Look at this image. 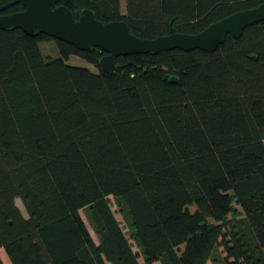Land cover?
<instances>
[{
	"label": "trees",
	"instance_id": "obj_1",
	"mask_svg": "<svg viewBox=\"0 0 264 264\" xmlns=\"http://www.w3.org/2000/svg\"><path fill=\"white\" fill-rule=\"evenodd\" d=\"M262 2L59 3L154 38ZM49 40L59 56L43 53ZM104 54L0 29V249L11 264H264V20L215 51L120 55L113 72Z\"/></svg>",
	"mask_w": 264,
	"mask_h": 264
},
{
	"label": "water",
	"instance_id": "obj_2",
	"mask_svg": "<svg viewBox=\"0 0 264 264\" xmlns=\"http://www.w3.org/2000/svg\"><path fill=\"white\" fill-rule=\"evenodd\" d=\"M60 0H13L0 5V29L18 27L29 35L41 31L56 39L67 41L79 50L93 47L105 52L99 61L100 67L109 72L121 70L116 63L120 55L130 53L160 52L172 49H203L215 51L228 34L240 38L244 29L264 20V2L256 7L239 10L211 23L199 33L177 32L154 38H142L133 34L124 20L102 22L91 9H84L78 18ZM16 3L24 7L21 11L3 13ZM55 5V6H54ZM171 81H176L171 76Z\"/></svg>",
	"mask_w": 264,
	"mask_h": 264
},
{
	"label": "rangeland",
	"instance_id": "obj_3",
	"mask_svg": "<svg viewBox=\"0 0 264 264\" xmlns=\"http://www.w3.org/2000/svg\"><path fill=\"white\" fill-rule=\"evenodd\" d=\"M125 6H126V0H122V8L125 9ZM40 46L42 48L43 53L46 56L51 57V58L59 56L57 46H56V43L54 41H52V40L44 41L41 43ZM68 63L73 64V65L86 66V67H89L90 69H92L94 71L98 70L96 66L87 62L86 60H84L83 58H81L80 56H77V55H71L69 60H68ZM110 199L112 202L114 201L112 196H110ZM16 202L19 205V207L21 208L22 212L27 215L25 207H24L22 201L20 200V198H17ZM233 204H234V206H236L237 211H238V213H236L235 215H237V217H240L241 216L240 213L242 211L241 210L242 208L236 202H234ZM192 208H194V205H192ZM112 209L116 212V216H117L118 220L121 222V224L123 225L125 231H127L129 233V228H128V223H127L126 217L121 212L118 211L117 206L114 203H113ZM81 214L84 217V219L86 220L94 238L97 240L96 233L94 232L93 228L91 227V225L87 219L86 209H81ZM231 215L232 214H229V217H231ZM130 241L133 242L132 239H130ZM134 249L137 250L138 248L136 246H134ZM220 250H221V248H220ZM0 253L4 258L5 264H11V262L7 258V255L5 254V251L3 249H0ZM220 257L221 258L223 257L222 253H221ZM140 261L142 263L144 262V259L142 256H140ZM155 264H160V263L156 262ZM224 264H228V263H224Z\"/></svg>",
	"mask_w": 264,
	"mask_h": 264
}]
</instances>
